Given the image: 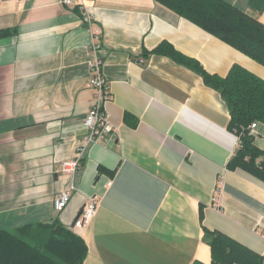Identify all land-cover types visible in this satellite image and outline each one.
Returning a JSON list of instances; mask_svg holds the SVG:
<instances>
[{
    "label": "crops",
    "instance_id": "crops-1",
    "mask_svg": "<svg viewBox=\"0 0 264 264\" xmlns=\"http://www.w3.org/2000/svg\"><path fill=\"white\" fill-rule=\"evenodd\" d=\"M231 1L264 24V7ZM87 5L111 94L112 132L99 144L85 141L93 55L83 16L57 0H0V30L14 32L0 39V229L46 221L70 229L95 195L94 217L72 230L87 247L84 264H210L203 228L264 264V183L226 168L237 138L223 100L190 69L148 51L166 41L222 77L237 64L264 80V67L154 0ZM253 136L264 150L263 124ZM82 145L79 168L63 173L60 163ZM62 191L70 199L57 212L52 199Z\"/></svg>",
    "mask_w": 264,
    "mask_h": 264
},
{
    "label": "trees",
    "instance_id": "trees-1",
    "mask_svg": "<svg viewBox=\"0 0 264 264\" xmlns=\"http://www.w3.org/2000/svg\"><path fill=\"white\" fill-rule=\"evenodd\" d=\"M154 1L264 67V24L247 14L239 1ZM248 4L261 10L264 0H249ZM13 33L9 29L0 30V39ZM148 52L166 56L190 69L207 87L219 93L229 113L227 128L237 138L226 168L241 170L264 183V150L258 148L250 129L252 124L264 125V80L237 64L224 77L208 73L198 61L166 41ZM202 218L200 208V222ZM72 230L58 221L0 229V264H84L87 247ZM203 233L210 250V264H262L260 254L226 234L205 228Z\"/></svg>",
    "mask_w": 264,
    "mask_h": 264
},
{
    "label": "built area",
    "instance_id": "built-area-1",
    "mask_svg": "<svg viewBox=\"0 0 264 264\" xmlns=\"http://www.w3.org/2000/svg\"><path fill=\"white\" fill-rule=\"evenodd\" d=\"M66 9H73L83 16V24L90 31L91 40L88 49L92 52L93 59L88 63L90 71L89 86L92 89V105L83 117V125L86 128L85 141L90 144H99L102 136L112 132V126L108 120V114L104 105L111 99L108 82L102 74V60L98 55L101 49V32L93 27V14L87 5L89 0H57ZM256 124L250 126L253 133ZM237 145V144H236ZM84 150L83 145L77 147L76 157L69 161H62L60 169L63 173L72 174L80 166L81 155ZM111 182L107 183L110 186ZM70 191H62L53 196L52 204L55 211H62L68 204ZM215 200V199H214ZM98 207L97 197L90 196L84 200L76 219L71 228L83 229L94 217Z\"/></svg>",
    "mask_w": 264,
    "mask_h": 264
},
{
    "label": "bare ground",
    "instance_id": "bare-ground-1",
    "mask_svg": "<svg viewBox=\"0 0 264 264\" xmlns=\"http://www.w3.org/2000/svg\"><path fill=\"white\" fill-rule=\"evenodd\" d=\"M102 47V46H101Z\"/></svg>",
    "mask_w": 264,
    "mask_h": 264
}]
</instances>
